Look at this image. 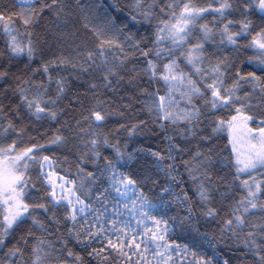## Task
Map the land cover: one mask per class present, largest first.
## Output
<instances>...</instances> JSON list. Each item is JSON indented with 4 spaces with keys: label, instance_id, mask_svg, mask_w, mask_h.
<instances>
[{
    "label": "snow or ice",
    "instance_id": "obj_1",
    "mask_svg": "<svg viewBox=\"0 0 264 264\" xmlns=\"http://www.w3.org/2000/svg\"><path fill=\"white\" fill-rule=\"evenodd\" d=\"M0 38V264H264V0H10Z\"/></svg>",
    "mask_w": 264,
    "mask_h": 264
},
{
    "label": "trees",
    "instance_id": "obj_2",
    "mask_svg": "<svg viewBox=\"0 0 264 264\" xmlns=\"http://www.w3.org/2000/svg\"><path fill=\"white\" fill-rule=\"evenodd\" d=\"M110 2V0H105V3ZM119 2L121 4L124 3V0H119ZM196 2L199 3H206V2H210V0H196ZM0 3H10V0H0ZM116 18H117V23H121V21L127 22L129 28H131L133 31H135L137 28H140V34L143 35L144 31L143 28H141L139 25H133V22L128 19L127 15L125 12H114L113 13ZM251 20L253 21L254 25H259L261 23L260 20V13L258 11H255L251 14L250 16ZM209 19H211V17L209 16ZM46 23V21L42 22L41 26L39 28H37L36 30L41 34V36L46 39V40H51L52 37L50 36V34L47 33L46 29L43 27V24ZM125 31H128V29H125ZM3 45V39L0 38V46ZM142 59V58H141ZM241 59L245 62L242 67L246 70H251V68L247 65V55H244L241 57ZM131 67V64L129 65ZM143 83V81H142ZM74 86L79 87L80 84L79 82H74ZM154 87V86H153ZM151 90V89H149ZM136 108H139V105H136ZM138 118L140 119H145L148 120L149 117L147 115V113H143V112H139V111H133V112H129L128 115L126 117H118V116H114L112 118L113 123H111L109 125V129L111 130H115L118 127V124L115 123L116 121H120L122 123L124 122H135ZM154 126H152L151 124L149 125L148 128L144 129L143 131H138L137 134L132 137L131 139L128 138L127 132H125L123 129L120 130L121 135H120V139L124 142L127 143V150L128 151H132L134 148H153L156 149L158 147V145L161 143L158 140V131L156 133H154L152 131V128ZM40 133L43 134L45 129H39ZM31 134L36 136V139L38 141H40L41 143L43 142L42 140H40V136L37 135V130L35 128H32L31 130ZM24 142L27 143L28 141V137L26 136L24 138ZM226 143V141L221 140V141H217V147H222L223 144ZM68 154L69 155V165L74 164V161L71 159L72 154L70 152H67V150L62 149L56 152V155L62 160L63 159V155L64 154ZM45 154H49L51 155L52 153H45ZM227 153H225L226 155ZM144 161H133L130 164V167L133 169L139 168L141 166V164H143ZM182 171V169H181ZM227 170H225L226 172ZM223 174V173H222ZM185 228H187V231H183L181 230L180 226H177L176 229V233L173 236V239H176L179 243L182 244H187L189 246V249L191 251H197L198 253H204L208 256L213 255L212 249L209 248L207 241L202 240L200 235L195 231L194 228L185 225ZM196 227L199 228L200 233H203L205 231H208L210 233V235H215L218 237V232L216 231L215 227L213 225H205L203 222H201L200 224H198ZM215 252L217 254V258L218 259H227L230 261V264H241V261L244 259H251V257H247L245 258L244 256L241 255L240 249L236 248V247H232L229 244H226L223 241H217L216 245H215Z\"/></svg>",
    "mask_w": 264,
    "mask_h": 264
}]
</instances>
